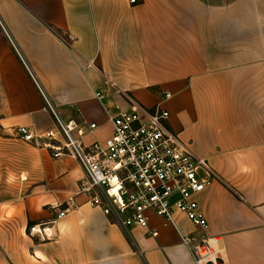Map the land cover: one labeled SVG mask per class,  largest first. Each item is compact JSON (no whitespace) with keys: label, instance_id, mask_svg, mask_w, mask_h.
Returning a JSON list of instances; mask_svg holds the SVG:
<instances>
[{"label":"crops","instance_id":"0c3cea01","mask_svg":"<svg viewBox=\"0 0 264 264\" xmlns=\"http://www.w3.org/2000/svg\"><path fill=\"white\" fill-rule=\"evenodd\" d=\"M41 89L66 120L99 125L87 145L121 110L169 111L220 177L197 196L208 229L178 210L176 225L150 213L126 229L91 205L78 160L17 133L54 127ZM68 205L53 239L29 234ZM182 235L264 264V0H0V264H198Z\"/></svg>","mask_w":264,"mask_h":264},{"label":"built area","instance_id":"2783aa9c","mask_svg":"<svg viewBox=\"0 0 264 264\" xmlns=\"http://www.w3.org/2000/svg\"><path fill=\"white\" fill-rule=\"evenodd\" d=\"M42 94L43 111L51 114L54 127L40 131L34 126H19L17 133L24 141L50 150L55 158L78 160L88 177L81 190L92 193L91 205L101 208L126 229L149 228L150 213L176 225V210L185 213L195 226L208 229L197 196L220 177L207 159L197 156L170 129L169 111H153L141 105L121 110L110 116L111 136L87 145L86 136L99 125L87 120H66L49 95L43 90ZM170 96L166 93L167 98ZM59 210L52 223L34 224L29 234L40 240L53 239L51 229L72 207ZM151 235L157 237L158 231L152 230ZM182 241L190 247L198 264H225L209 238L197 240L182 235Z\"/></svg>","mask_w":264,"mask_h":264}]
</instances>
